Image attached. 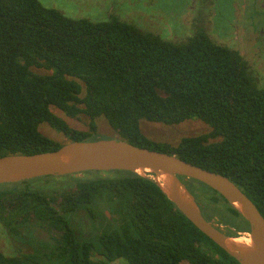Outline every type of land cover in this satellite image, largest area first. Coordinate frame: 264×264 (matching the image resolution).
Listing matches in <instances>:
<instances>
[{
  "label": "trees",
  "instance_id": "16d2710c",
  "mask_svg": "<svg viewBox=\"0 0 264 264\" xmlns=\"http://www.w3.org/2000/svg\"><path fill=\"white\" fill-rule=\"evenodd\" d=\"M245 46L217 43L203 28L164 40L115 17L73 19L39 0H0V157L65 145L44 136L43 124L69 142L107 139L97 130L103 118L119 140L226 176L264 217V84ZM52 107L85 115L89 130ZM188 120L211 130L172 146L140 128ZM180 179L226 235L250 231L217 192ZM0 225L16 247L12 257L0 252V264H239L154 181L130 172L0 185Z\"/></svg>",
  "mask_w": 264,
  "mask_h": 264
},
{
  "label": "water",
  "instance_id": "95a60500",
  "mask_svg": "<svg viewBox=\"0 0 264 264\" xmlns=\"http://www.w3.org/2000/svg\"><path fill=\"white\" fill-rule=\"evenodd\" d=\"M117 171L135 173L154 181L198 230L239 264H264V217L256 205L226 176L176 155L138 147L119 139H101L68 142L47 153L0 157V185L85 172ZM156 175L169 177L167 190L155 180ZM180 177L196 180L221 195L248 222L250 231L237 232V236L226 235L217 223L203 216L196 198ZM241 235H247L249 241L241 240ZM233 239L244 243L230 245L228 242Z\"/></svg>",
  "mask_w": 264,
  "mask_h": 264
},
{
  "label": "rangeland",
  "instance_id": "374dc122",
  "mask_svg": "<svg viewBox=\"0 0 264 264\" xmlns=\"http://www.w3.org/2000/svg\"><path fill=\"white\" fill-rule=\"evenodd\" d=\"M39 1L45 7L54 8L73 19L84 18L94 22H103L114 17L119 18L122 21L135 25L144 32L160 35L164 40L178 38L179 40H183L190 37V35H185L187 31L192 30L191 23L189 22L190 19L194 22V18L197 16L195 18L197 24L193 25L194 30L196 27L197 29L200 27H208L210 30H207V32L212 40L230 48L235 49L238 42L242 40L241 44L245 42L246 46L248 45L246 52L251 53L253 56V61H249V63H252L254 67V64L257 65L261 82L264 84V57L259 55L264 54V43H261V48L255 46L256 40L258 39V32L260 34L264 33V15L260 17L259 10H254L255 8L253 6L250 7L247 14H239V10L237 11V3L239 0H212L210 8H201V6L197 5L198 0ZM195 5L197 6L196 10H194ZM245 30H257V32L250 40H246L247 38L245 39L244 36L248 32ZM172 34L178 37H172ZM262 42H264L263 39ZM34 72L39 74L45 73V71L41 70H34ZM51 110L54 114L63 118L71 128L80 131L89 130V118L85 115L70 118L54 107ZM96 124L100 136L112 140L118 139L105 119L98 118ZM140 128L141 132L148 139L159 143H167L172 146H176L182 138L207 134L211 130L200 120H188L180 125L173 126L142 121ZM40 132L60 144L69 142L64 135L56 132L47 124L40 126ZM4 235L5 232L0 229V249L10 253L13 247ZM240 239L248 241L249 237L247 235H241ZM114 264H124V261Z\"/></svg>",
  "mask_w": 264,
  "mask_h": 264
},
{
  "label": "flooded vegetation",
  "instance_id": "af4514ba",
  "mask_svg": "<svg viewBox=\"0 0 264 264\" xmlns=\"http://www.w3.org/2000/svg\"><path fill=\"white\" fill-rule=\"evenodd\" d=\"M211 4H212V0H198V4L197 5L198 6H201V8H203V7L204 8H208V7L210 8V5ZM251 6H253L255 8L254 10H259L260 17H262L264 15V0H239L238 3H237V11L239 10V12H240L239 14H241V15L247 14ZM194 8H195L194 10H196L197 9V6L195 5ZM257 8H260V9H257ZM195 18H194V22L192 21V19H190V22L189 23H191L192 30L187 31L185 35H191L195 31L198 30L197 27H196L195 30L193 29V25L194 24H197V21H195ZM200 28H203L206 31L207 30H210L208 27H200ZM245 31H247V30H245ZM247 32H248L247 35L246 36L243 35V36L245 37V39L247 38L246 40H250V38L257 32V30H251V31H247ZM174 34H172L173 35L172 37H178V36H174ZM261 35H262V37H261ZM262 39L264 40V33H261L260 34V32H258V39L256 40V44H255V46L257 48L258 47H262L261 43H264V42H262ZM242 41H239V42L241 43ZM0 229L3 230V232H5V230L3 229V227L1 225H0ZM36 232L37 231H35V233ZM39 232L43 233L42 231H38V233ZM4 236L7 238L6 239L7 241L8 240L10 241V244L12 245L13 248H12V250H11L10 253H8V252H6V251H4L2 249H0V252L3 253L6 257H12V256L16 255V247L14 246L12 240L10 239V237L6 233H5ZM97 258L100 259L99 256H97ZM121 261H123V260L118 259V260L114 261L112 264L119 263Z\"/></svg>",
  "mask_w": 264,
  "mask_h": 264
},
{
  "label": "bare ground",
  "instance_id": "6f19581e",
  "mask_svg": "<svg viewBox=\"0 0 264 264\" xmlns=\"http://www.w3.org/2000/svg\"><path fill=\"white\" fill-rule=\"evenodd\" d=\"M140 174H143V172H139ZM149 175V174H148ZM155 180L161 185V187L163 188V189H165V190H167L168 189V187H169V177L168 176H166V175H156V177H155ZM244 240V239H243ZM248 241H249V239H248ZM247 242V241H246ZM230 245H233V244H235V245H243V243L244 242H241L240 240H237V239H233V240H230L229 242H228Z\"/></svg>",
  "mask_w": 264,
  "mask_h": 264
}]
</instances>
